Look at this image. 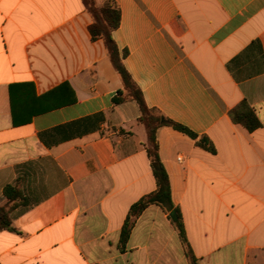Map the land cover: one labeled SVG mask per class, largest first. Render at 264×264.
Masks as SVG:
<instances>
[{"label":"crops","instance_id":"crops-1","mask_svg":"<svg viewBox=\"0 0 264 264\" xmlns=\"http://www.w3.org/2000/svg\"><path fill=\"white\" fill-rule=\"evenodd\" d=\"M113 1L111 35L146 105L214 148L155 132L198 264H264V0ZM90 23L84 0H0V206L16 180L25 198L0 231V264H189L155 205L118 248L155 184L138 108L112 105L121 81ZM243 100L252 132L228 116Z\"/></svg>","mask_w":264,"mask_h":264},{"label":"trees","instance_id":"trees-1","mask_svg":"<svg viewBox=\"0 0 264 264\" xmlns=\"http://www.w3.org/2000/svg\"><path fill=\"white\" fill-rule=\"evenodd\" d=\"M84 6L91 16V23L87 27L90 40L102 41L107 57L121 81L122 88L118 90L112 97V105H119L125 100L129 99L133 101L138 108L139 115L137 122L141 124L145 130L146 141L144 143V149L150 162L151 173L155 184L153 191L140 197L137 201L129 206L120 228L118 248L120 251L125 249V245L133 224L141 212L147 206L155 205L166 214L168 221L176 230L188 263L198 264L197 259L194 257L192 250L186 240L179 208L174 206L171 202L169 181L165 169L158 156L155 132L160 126H169L172 129L185 134L194 140L197 146L208 152L213 153L214 148L207 137L199 136L189 129L164 118L156 109L150 108L146 105L141 91L135 85L131 76L123 66L122 59L126 55V50L119 51L111 35L119 24L120 16L119 9L115 2L113 0H84ZM12 88L13 86L9 87L12 122L13 124L17 125L20 123V121H17L14 114ZM44 98L45 96H42L39 100ZM51 106L54 107V105ZM48 108L49 107L44 106L37 111ZM228 116L232 123L241 125L248 132H252L260 126V123L253 110L244 100L232 107L228 111ZM2 198L5 199L6 202L4 205L0 206V231H13L14 229L11 226L10 213L15 207L25 204V198L20 186V181L16 180L12 185H5L2 189Z\"/></svg>","mask_w":264,"mask_h":264},{"label":"built area","instance_id":"built-area-1","mask_svg":"<svg viewBox=\"0 0 264 264\" xmlns=\"http://www.w3.org/2000/svg\"><path fill=\"white\" fill-rule=\"evenodd\" d=\"M178 161H180V158H177Z\"/></svg>","mask_w":264,"mask_h":264}]
</instances>
